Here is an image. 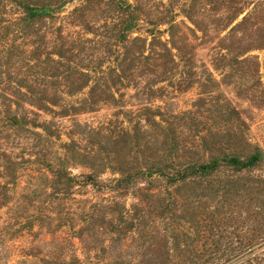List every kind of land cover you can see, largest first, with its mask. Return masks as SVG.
Returning <instances> with one entry per match:
<instances>
[{"label": "rangeland", "instance_id": "rangeland-1", "mask_svg": "<svg viewBox=\"0 0 264 264\" xmlns=\"http://www.w3.org/2000/svg\"><path fill=\"white\" fill-rule=\"evenodd\" d=\"M0 264H264V0H0Z\"/></svg>", "mask_w": 264, "mask_h": 264}, {"label": "trees", "instance_id": "trees-1", "mask_svg": "<svg viewBox=\"0 0 264 264\" xmlns=\"http://www.w3.org/2000/svg\"><path fill=\"white\" fill-rule=\"evenodd\" d=\"M260 156L258 154H253L248 160H241L234 156H228L223 158H211L207 161H198L188 163L183 167H177L173 173H164L162 171H157L160 177H165L167 181L179 182L187 177H206L214 173L219 167L221 162L226 163V165L236 168V169H247L254 167ZM60 170H55L54 172L58 173ZM59 174V173H58Z\"/></svg>", "mask_w": 264, "mask_h": 264}]
</instances>
